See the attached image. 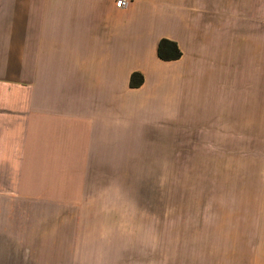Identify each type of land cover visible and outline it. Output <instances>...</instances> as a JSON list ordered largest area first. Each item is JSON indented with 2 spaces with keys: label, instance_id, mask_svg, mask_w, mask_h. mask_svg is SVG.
<instances>
[{
  "label": "crops",
  "instance_id": "obj_1",
  "mask_svg": "<svg viewBox=\"0 0 264 264\" xmlns=\"http://www.w3.org/2000/svg\"><path fill=\"white\" fill-rule=\"evenodd\" d=\"M116 1L0 0V264H264V241L214 254L165 230L159 179L182 128L227 110L244 0Z\"/></svg>",
  "mask_w": 264,
  "mask_h": 264
},
{
  "label": "rangeland",
  "instance_id": "obj_2",
  "mask_svg": "<svg viewBox=\"0 0 264 264\" xmlns=\"http://www.w3.org/2000/svg\"><path fill=\"white\" fill-rule=\"evenodd\" d=\"M212 1L224 11L227 3L231 10L238 6V0H226L225 6ZM244 5L243 23L241 16H229L237 45L230 52L227 110L190 133L182 128L174 158L166 159L169 167L159 177L169 186L166 200H179L166 211L165 230L174 224L182 242L195 236L214 254L263 250L264 0ZM254 237L260 244L253 245Z\"/></svg>",
  "mask_w": 264,
  "mask_h": 264
},
{
  "label": "trees",
  "instance_id": "obj_3",
  "mask_svg": "<svg viewBox=\"0 0 264 264\" xmlns=\"http://www.w3.org/2000/svg\"><path fill=\"white\" fill-rule=\"evenodd\" d=\"M182 52L177 43L167 38H161L157 45V56L163 61H172L180 58ZM143 83V75L139 72H133L130 76V87H139Z\"/></svg>",
  "mask_w": 264,
  "mask_h": 264
},
{
  "label": "built area",
  "instance_id": "obj_4",
  "mask_svg": "<svg viewBox=\"0 0 264 264\" xmlns=\"http://www.w3.org/2000/svg\"><path fill=\"white\" fill-rule=\"evenodd\" d=\"M126 5V0H117L116 6L117 7H124Z\"/></svg>",
  "mask_w": 264,
  "mask_h": 264
}]
</instances>
